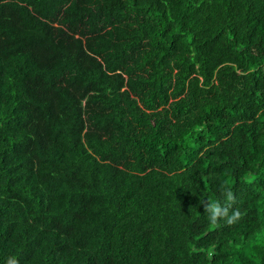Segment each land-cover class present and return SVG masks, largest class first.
I'll use <instances>...</instances> for the list:
<instances>
[{
    "label": "trees",
    "instance_id": "obj_1",
    "mask_svg": "<svg viewBox=\"0 0 264 264\" xmlns=\"http://www.w3.org/2000/svg\"><path fill=\"white\" fill-rule=\"evenodd\" d=\"M260 232L264 0H0V264H264Z\"/></svg>",
    "mask_w": 264,
    "mask_h": 264
},
{
    "label": "clouds",
    "instance_id": "obj_2",
    "mask_svg": "<svg viewBox=\"0 0 264 264\" xmlns=\"http://www.w3.org/2000/svg\"><path fill=\"white\" fill-rule=\"evenodd\" d=\"M233 200V192L228 187L222 186L220 198H210L201 204L204 207L207 220L212 226H217L221 221L227 225H234L241 219V212L231 208ZM253 246H264V232L255 236ZM233 260L235 264H238V258L234 257ZM6 264H19V260L16 255H12L8 257Z\"/></svg>",
    "mask_w": 264,
    "mask_h": 264
}]
</instances>
